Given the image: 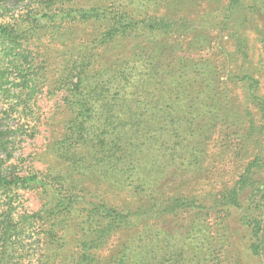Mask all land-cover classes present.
I'll list each match as a JSON object with an SVG mask.
<instances>
[{"label": "trees", "instance_id": "1", "mask_svg": "<svg viewBox=\"0 0 264 264\" xmlns=\"http://www.w3.org/2000/svg\"><path fill=\"white\" fill-rule=\"evenodd\" d=\"M0 45V264H264V0H0Z\"/></svg>", "mask_w": 264, "mask_h": 264}, {"label": "rangeland", "instance_id": "2", "mask_svg": "<svg viewBox=\"0 0 264 264\" xmlns=\"http://www.w3.org/2000/svg\"><path fill=\"white\" fill-rule=\"evenodd\" d=\"M1 45H0V49H1ZM2 58V52L0 51V59ZM10 72H11V69H10ZM15 75V74H13ZM8 105L10 104H0V110H3V109H6L7 107H9ZM0 128H3V129H6V128H9L11 125H15L17 122L16 120L14 119V117L10 114L9 116H5V117H0ZM3 143H8L9 142H13L15 140V137L13 136H6L4 138L1 139ZM23 140V136H22V139L21 140H18L17 143H15L14 145H11L9 144L8 145V149L5 151L3 149L0 148V158H3L6 156L5 153L3 152H7L9 154H11L13 156L14 159H18V160H25L23 163H22V167L23 169H26L29 165H30V160L27 159L29 158L28 156L30 155V148H28V143L29 142H22ZM3 151V152H2ZM13 162V161H12ZM11 163V161H10ZM9 164V163H8ZM29 209L27 210L28 212H35L37 210L40 209V202L38 201L37 199V196L34 195L33 198L31 199V205H29ZM18 210L21 211V208H19ZM22 212V211H21ZM57 240H60V236L58 235L57 237ZM56 240V239H55ZM56 242V241H55ZM52 260L53 262H59L61 261L59 256L56 255L54 257H52Z\"/></svg>", "mask_w": 264, "mask_h": 264}]
</instances>
